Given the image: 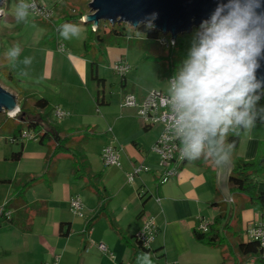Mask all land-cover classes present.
<instances>
[{"label":"crops","instance_id":"crops-1","mask_svg":"<svg viewBox=\"0 0 264 264\" xmlns=\"http://www.w3.org/2000/svg\"><path fill=\"white\" fill-rule=\"evenodd\" d=\"M54 9L59 11L58 17L53 19L54 23L57 19L64 22V17L70 14L68 9L78 11L70 4L58 6V2ZM84 40L85 38L83 42ZM48 58L53 60L54 53H50ZM66 58L74 63L76 75L85 78L87 70L89 72V60L82 57L81 53ZM118 60L127 61L122 56L113 61L115 63ZM51 76L46 67L43 78ZM120 83L126 84V75ZM6 89L18 96L12 89ZM125 93H133L141 99L146 91L138 93L134 89L127 92L122 89V96ZM57 101L60 104L58 97ZM56 103L49 101L51 108L58 105ZM133 110L137 115L136 110ZM48 122L55 125L52 116ZM152 127L143 125L144 130ZM4 130L0 138H3L4 143L15 144L17 148L6 150L3 145L0 147V161L15 163L11 173L0 170V181H11L0 185V206L10 202L9 208L12 211L11 222L5 221L0 225V264H44L54 256L59 257L57 264H149L137 252L138 243L134 239L147 216L153 217L157 225V233L149 253L156 259L157 264H254V257L238 253L234 248L233 238H229L230 249L226 245L212 247L194 238L193 231L199 218L212 222L213 217L219 213V206L212 205L213 203L226 202L228 206L233 204L228 182V199L218 187V163L206 146L194 160L191 159L193 154H189L178 174L159 184L160 172L154 167L151 158L153 153L150 149L146 150L142 142L130 140L124 144L123 150L121 147V166L115 168L122 180L116 181L117 188L113 189L115 181L111 183L101 178V188L98 187L101 197H98L96 193L94 195L90 190H84L85 187L71 182L69 177L60 181L58 159L53 160L47 169V156L50 154L48 147L30 148L25 146V141L30 140H12L15 137L12 136L11 126ZM73 130V126L56 125L57 135L61 137ZM160 131L161 128L150 146ZM21 142V157L12 161L10 155L18 150ZM263 147L264 122L253 121L250 128L241 124L236 155L244 160H252ZM226 156L231 162L229 156ZM60 157L68 158L66 155L58 158ZM25 158H29L31 164L29 162L22 166L21 161ZM139 162L149 163L153 167L150 166L148 171L139 174L133 182L125 181L123 175L131 171L133 164ZM45 172L46 179L28 187L22 199L17 197L23 182ZM256 180V191L264 192V177L256 176ZM74 195L79 196L83 203L81 217L69 210V199ZM100 208L104 209L101 216L85 230L88 220ZM238 216L240 220L236 228L242 231L243 240L245 229L252 222L263 220L252 208L241 209ZM66 230L67 234H63ZM119 233L127 240L123 241ZM96 243H104L112 256L101 252Z\"/></svg>","mask_w":264,"mask_h":264},{"label":"rangeland","instance_id":"rangeland-1","mask_svg":"<svg viewBox=\"0 0 264 264\" xmlns=\"http://www.w3.org/2000/svg\"><path fill=\"white\" fill-rule=\"evenodd\" d=\"M36 1L51 9L53 18H57L59 13L58 9H54L56 2H58V6L70 4L77 10H84L86 14L89 12L88 3L90 0ZM31 2L32 0H0V85L16 92L18 106L24 102L27 111L34 117H36L37 111L32 107L33 100L42 97L52 103L58 102V97L60 104H56L69 112L65 119L58 123L54 122V124L62 127L73 126L74 130L68 133L72 140L71 144L82 155L87 168L83 178H76L73 173L72 161L69 158L60 157L57 160L60 181L69 177L71 182L85 187L82 189L90 190L96 195L89 186L93 184L94 187L101 188L100 181L101 178H104L105 181L111 183L115 181V186L112 188L116 189V181H121L122 176L115 170L118 167L103 165L100 159L101 148L105 144L112 143L120 149L122 147L123 150L125 143L135 139L142 142L145 149L149 150L151 142L161 128L157 124L144 130L135 111L121 106L122 89L126 92L134 89L138 93H141L142 90L147 93L155 89L168 93L169 76L177 74L183 66V62L188 58L193 45L198 43L196 35L198 27L177 34V43L174 48L161 47L154 39H144V36L137 32H134V36L130 39L107 44L102 49L98 48L94 40H90L94 48L89 49V53H95L98 76L106 80L103 89L105 103L97 105L95 103L96 84L90 79L88 70L85 78L76 75L74 63L66 58V56L76 53H81L82 56L83 38H86L88 25L76 24L79 26V30H77L74 27L76 26L74 22L61 23L57 19L55 24L44 21L34 15L29 8V15L17 23L16 5H29ZM68 10L71 14L76 13V11ZM100 23L107 25L109 22L100 21ZM65 25H69L67 30ZM65 31L66 35H62L61 33ZM59 41L65 48L62 52L57 49ZM17 45H19L18 54L10 56L9 53ZM164 50L165 53H163ZM169 50L170 53H168ZM50 53H54L53 60L48 58ZM119 56L126 59V63L130 67L126 74V84L123 85L120 83L121 78L112 71L113 60ZM146 56L157 58H146ZM46 67L52 75L50 78H43ZM262 109H264V98L254 100L249 109V118L252 123L253 117L264 118ZM3 115L7 114L0 111V117ZM51 116L52 114H50ZM3 132H5L4 129L0 131V134ZM218 143L221 146L219 139ZM2 145L6 150L17 148L15 144L4 143L3 138H0V147ZM27 145L30 148H47L46 145L40 144L36 140L25 141V146ZM202 149H205V145ZM151 158L154 167L156 166L160 172L161 168L157 165L156 155L152 154ZM29 162V158H25L21 161V165L26 166ZM146 165L151 166L149 163ZM14 166L15 163L0 161V170H7L11 173ZM123 176L127 181L126 175ZM137 177L138 175L135 179ZM3 183L5 182H1L0 185H4Z\"/></svg>","mask_w":264,"mask_h":264},{"label":"clouds","instance_id":"clouds-1","mask_svg":"<svg viewBox=\"0 0 264 264\" xmlns=\"http://www.w3.org/2000/svg\"><path fill=\"white\" fill-rule=\"evenodd\" d=\"M227 5H218L210 21H203L198 43L168 83L169 105L177 113L176 125L183 136L184 151L199 156L209 133L215 134L223 124L252 126L249 109L259 96L249 95L260 87L255 72L260 67L264 28L260 16L250 7L236 4L221 16ZM256 7L260 4L257 0ZM28 4H18L16 22L29 15ZM156 13L152 14L155 19ZM69 25H65V29ZM79 30V26H74ZM148 28L154 25L149 23ZM66 35V31L61 33ZM19 45L9 55L18 54ZM264 111V109H262ZM226 160L222 158L221 161Z\"/></svg>","mask_w":264,"mask_h":264},{"label":"trees","instance_id":"trees-1","mask_svg":"<svg viewBox=\"0 0 264 264\" xmlns=\"http://www.w3.org/2000/svg\"><path fill=\"white\" fill-rule=\"evenodd\" d=\"M73 11L75 12L76 10ZM84 14H86L84 10H78L76 13H70L66 15L63 21L88 25L87 35L83 42L82 57L89 60V76L90 79L96 84L95 103L99 105L105 103L103 97L105 79L98 76V63L94 58L95 53H89V49L94 48V46L90 43V40H94L98 48L102 49L103 46L107 44L118 43L123 39L132 38L134 36V32L144 36V39H154L155 41L159 34L156 30L153 28H148L144 24L133 28L123 22H115L114 24L107 23V25H102L100 22H98L97 29L93 31L91 30L89 23H84L79 20V18ZM201 31V26H199L196 32L197 38L198 33ZM175 40L177 43V39ZM102 52L104 53V49ZM170 52L171 51L169 50L168 53ZM163 53H165V50ZM146 58L155 59L157 57L146 56ZM122 79H124V77H122L121 80ZM249 95L253 97L259 96L260 98L258 100L263 99L264 87H259ZM32 107L37 111L36 117L29 114L24 102L20 104L19 112L14 118H10L7 115H3L4 117L1 116L0 131L8 126H11L12 136L15 138L24 130H31L35 132L38 135V142L40 144L46 145L49 149L50 154L47 156L46 163L47 169L53 160L58 159L59 156L66 155L72 161V165L74 167V176L76 178H83L86 174L87 165L84 162L82 155L72 147L71 137L68 134L63 137L58 136L56 132V125L48 122L51 114V106L49 101L45 98H36L33 100ZM253 120L264 122V118L259 117H253ZM241 124L233 123L228 125L226 131H223L225 126L222 124L220 129H218V139L221 141L223 150L229 156L233 164V168L230 172L228 180L229 192L232 197L233 204L228 206V203L226 202L213 203L212 205L219 206L220 211L213 217L212 222L209 225V230L206 233H199L194 229L193 235L197 241L205 243L209 246L224 247L226 245L227 249H230L229 238H233L235 241L234 248L240 255L254 257V264H264V248L260 247L256 241H244L242 239V231L236 228V225L240 220L238 216L239 212L243 208H252L254 211L259 213L260 217L264 220V192L256 191V176L264 177V153L262 150L252 160H244L236 155V149L239 144ZM22 143L23 142L20 143L17 151L11 153L10 159L12 161H17L20 159L23 148ZM188 156L186 157L185 161L187 160ZM46 175L47 174L45 172L41 176L30 177L28 180L23 182L18 189L17 197L22 199L25 190L28 187L34 185L36 182L46 179ZM0 182L9 183L11 181L2 180ZM89 188H92L97 196L101 197L97 186L94 187L93 184H91ZM4 205L7 209H10V202H7ZM103 211L104 209L100 208L99 212L88 220V225L85 230L91 227V225L101 216ZM11 220L12 217L9 219V222H11ZM63 234H67V230ZM119 236L123 241L127 240L120 233ZM150 250L151 249L144 248L138 243L137 252L145 257L149 264H157L156 259L149 255Z\"/></svg>","mask_w":264,"mask_h":264},{"label":"built area","instance_id":"built-area-1","mask_svg":"<svg viewBox=\"0 0 264 264\" xmlns=\"http://www.w3.org/2000/svg\"><path fill=\"white\" fill-rule=\"evenodd\" d=\"M29 9L38 18L44 21L53 22V11L40 4L38 1L32 0L29 4ZM79 20L81 22L84 21L85 14L81 16ZM148 24L149 23H144L146 26ZM97 26L90 23L91 30L93 31L97 29ZM153 29L156 30L154 27ZM156 31L159 34L156 41L160 46L169 48H173L175 46L176 38H172L169 33L165 35L159 30ZM57 49L61 52L65 50L64 45L60 41L57 42ZM129 68V65L124 60H119L112 65L113 71L120 78L127 74ZM172 77L173 76H169L168 81H170ZM169 100L170 97L168 93H165L162 90L152 89L141 99L137 98V96L133 93H125L123 94L121 101L122 107L133 108L136 110V113L144 126L148 127L157 124L161 126L160 134L150 147V151L157 157V165L161 168L158 178L159 184L176 176L183 166L186 157L190 154V152L186 153L184 151L185 145L183 144V136L179 132L178 126L175 123L177 113L169 105ZM18 112L19 106L13 114L10 112L5 113L8 117L14 118ZM51 114L54 122L58 123L65 119L69 115V112L58 105H54L52 107ZM16 139L20 141L37 140L38 135L31 130H24L16 138H12L13 141ZM205 139L202 141L203 145H205ZM100 159L104 166L120 167L121 149L112 143L106 144L100 150ZM148 170L149 167L143 162L133 164L131 171L126 174L127 181L130 183L133 182L137 175ZM69 210L76 216H83V203L79 196L74 195L69 199ZM11 217L12 211L7 209L5 205H1L0 225L5 221H9ZM210 223L211 222L204 218H199L195 230L199 233H206L209 229ZM156 233L157 225L154 218L147 216L143 219L140 230L135 234V239L144 248L150 249ZM247 240L256 241L260 247L264 248V220L254 221L245 229L244 241ZM89 241L91 243L93 242L92 240ZM96 245L101 252L112 256V253L108 250L104 243H96ZM58 258V256H54L51 261L44 264H57L59 260Z\"/></svg>","mask_w":264,"mask_h":264},{"label":"water","instance_id":"water-1","mask_svg":"<svg viewBox=\"0 0 264 264\" xmlns=\"http://www.w3.org/2000/svg\"><path fill=\"white\" fill-rule=\"evenodd\" d=\"M258 2L259 8L256 7L257 0H90L89 12L85 14V20L82 22L93 23L96 26L100 21L111 24L123 22L133 28L151 23L156 30L164 34L169 33L172 38H176L177 34L201 26L203 21H210L218 5H227L221 13L223 16L231 7L239 4L241 7H250L259 15L258 26L264 28V0ZM153 13L157 14L155 19L152 18ZM260 40L264 43V33H261ZM257 60L260 67L256 70L255 76L260 82V87H264V48ZM17 108L16 95L0 85V111H16ZM204 142L206 149L218 163V187L228 199L226 182L229 180L233 165L218 143V130L214 135L209 133ZM222 158L226 160L221 161Z\"/></svg>","mask_w":264,"mask_h":264},{"label":"bare ground","instance_id":"bare-ground-1","mask_svg":"<svg viewBox=\"0 0 264 264\" xmlns=\"http://www.w3.org/2000/svg\"><path fill=\"white\" fill-rule=\"evenodd\" d=\"M15 111L11 110L10 113L13 114Z\"/></svg>","mask_w":264,"mask_h":264}]
</instances>
